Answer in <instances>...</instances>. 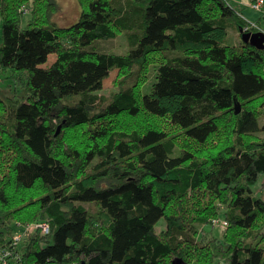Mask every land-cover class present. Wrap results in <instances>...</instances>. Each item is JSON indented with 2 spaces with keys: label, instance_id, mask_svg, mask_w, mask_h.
I'll use <instances>...</instances> for the list:
<instances>
[{
  "label": "trees",
  "instance_id": "obj_1",
  "mask_svg": "<svg viewBox=\"0 0 264 264\" xmlns=\"http://www.w3.org/2000/svg\"><path fill=\"white\" fill-rule=\"evenodd\" d=\"M79 1L63 26L56 0H0V74L13 89L0 94L8 264H264V197L253 190L264 175V48L226 42L230 27L257 32L263 18L251 26L231 0ZM123 31L127 53L95 48ZM221 216V237L200 240ZM41 222L48 233L14 247L16 228Z\"/></svg>",
  "mask_w": 264,
  "mask_h": 264
},
{
  "label": "rangeland",
  "instance_id": "obj_2",
  "mask_svg": "<svg viewBox=\"0 0 264 264\" xmlns=\"http://www.w3.org/2000/svg\"><path fill=\"white\" fill-rule=\"evenodd\" d=\"M59 6L58 11L55 13V21L63 26L71 25L75 23L81 14V5L79 0H56ZM232 3L237 5L240 9H242L247 14H257V10L251 9L248 10V6H243L242 3L236 2V0H232ZM138 6H141V3H137ZM255 16V15H254ZM264 22V18L262 19ZM262 27V26H261ZM263 29V28H262ZM261 31V30H260ZM264 31V30H262ZM242 40V36L239 35L237 29L235 27L229 28V34L226 38V42L231 45H238ZM94 46L97 50L109 52V53H119L124 54L130 50V42L129 38L125 31H123L120 35L115 38L110 39H98L94 42ZM56 54H52L48 60V62L54 61L56 59ZM158 66L152 65L151 70L147 79V83L143 86V91L145 93L149 92L152 84L156 80ZM119 71L115 69L111 72L109 77H107L103 84V89L100 91L101 94H104L108 97L112 96L115 92L119 91L120 83L118 82ZM10 79L0 74V94L3 98H7L12 95L13 89L10 87ZM138 120L137 123H139ZM254 194L257 196L264 197V175L261 176L260 180L256 185L253 186ZM84 205L88 207L92 212L96 213L100 211V205L98 203H90L85 202ZM224 211V209H222ZM226 220L221 217H214L213 224L206 225L200 229L199 239L208 242L209 240L215 237H221L224 233L228 224L224 223ZM27 225V224H25ZM166 227L164 220H161L157 225V231L160 232ZM37 227L31 226L30 230H28L23 236L24 231L23 228H16L12 233L14 236L13 239L21 236V242L26 240V237H29L36 231ZM21 232V233H20ZM30 234V235H29ZM29 235V236H28ZM12 239V238H11ZM17 240V239H16ZM19 241V240H18ZM20 243V242H19ZM18 243V244H19ZM22 244V243H21ZM264 246V242L262 243Z\"/></svg>",
  "mask_w": 264,
  "mask_h": 264
},
{
  "label": "built area",
  "instance_id": "obj_3",
  "mask_svg": "<svg viewBox=\"0 0 264 264\" xmlns=\"http://www.w3.org/2000/svg\"><path fill=\"white\" fill-rule=\"evenodd\" d=\"M249 7H251L252 9L259 10V11H263L264 12V0L251 1L250 4H249ZM251 26H257V24L255 22H252L251 23ZM224 223L227 224V222H224ZM31 226L32 227L35 226L37 228L38 227L42 228V230H43L44 233H48L50 231L49 230V224L47 222H41V223H28L27 225H24L23 226V230H22V232L24 231V233H21V232L20 233L23 234V236H25L26 232L28 230H30V227ZM13 238H14V236L12 237L14 247H17L18 245H20L21 240H22V239H20L21 236L18 237V238H15V239H13ZM13 254H14V252L12 250H9L7 248H0V258L3 260V264H8V262H9V256H13Z\"/></svg>",
  "mask_w": 264,
  "mask_h": 264
},
{
  "label": "water",
  "instance_id": "obj_4",
  "mask_svg": "<svg viewBox=\"0 0 264 264\" xmlns=\"http://www.w3.org/2000/svg\"><path fill=\"white\" fill-rule=\"evenodd\" d=\"M243 40L245 42H250L253 45L264 48V31H257V32H243ZM236 112H240L241 105L239 103L236 104ZM60 129V128H59ZM170 264H188L182 257H176Z\"/></svg>",
  "mask_w": 264,
  "mask_h": 264
},
{
  "label": "crops",
  "instance_id": "obj_5",
  "mask_svg": "<svg viewBox=\"0 0 264 264\" xmlns=\"http://www.w3.org/2000/svg\"><path fill=\"white\" fill-rule=\"evenodd\" d=\"M232 1V0H231ZM236 2H239V3H242L243 6H248V10H251L252 8L249 7V4L251 2V0H236ZM235 5V4H234ZM237 6V5H236ZM255 15V16H254ZM244 16L252 21V22H255L257 23V21L260 19V18H264L263 17V11H257V14H247V12L245 13L244 12ZM259 24L262 26L263 30H264V22L263 21H259Z\"/></svg>",
  "mask_w": 264,
  "mask_h": 264
}]
</instances>
